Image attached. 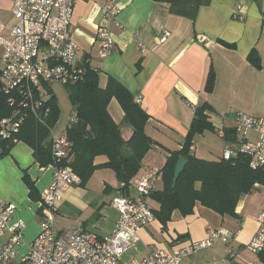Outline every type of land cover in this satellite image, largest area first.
<instances>
[{
    "label": "crops",
    "instance_id": "crops-1",
    "mask_svg": "<svg viewBox=\"0 0 264 264\" xmlns=\"http://www.w3.org/2000/svg\"><path fill=\"white\" fill-rule=\"evenodd\" d=\"M11 5L12 0H0V14L11 13ZM104 7H115V18L105 17ZM233 10H237V17ZM100 27L109 29L114 41L106 57L97 53ZM70 30L81 47L79 57L86 72H97L101 88L112 77L133 94L134 101L140 98V107L149 115L144 130L155 144L144 155L127 190L122 189V182L108 167L96 168L85 184L68 187L59 202L58 231L78 227L109 234L118 216L112 205L115 195L135 196V180L152 172L156 173L153 190L161 189V167L170 151L182 146L198 104L210 105L207 115L214 128L196 134L190 151L206 160L221 159L225 146L231 148L232 156L239 153L241 135L234 127V110L264 116V0H210L190 15L170 11L169 4L161 0H75ZM164 31L169 34L161 41ZM200 35L207 39L199 41ZM252 49L258 53L259 66L248 60ZM211 68L214 85L207 92L205 83ZM107 108L122 137L128 139L132 127L123 120V109L115 97ZM57 123L58 119L50 128L63 127ZM247 139L256 140V133L250 131ZM48 140L51 146L50 133ZM105 160L104 155L95 158L96 163ZM52 166L53 161L40 165L32 148L22 140L6 153L0 146V196L15 206L14 216L25 222L19 255L39 231V192L48 184ZM24 173L33 182L34 196L29 194ZM261 211L264 185L258 183L239 197L236 216L221 215L196 201L186 214L174 209L165 226L155 218L142 227L139 240L129 248L131 257L141 258L155 249L170 251L177 240L180 246H188L204 238L206 227L211 225L228 228L230 237L185 255L182 264H206L212 260L219 264H264L259 252L246 248L258 229L256 215Z\"/></svg>",
    "mask_w": 264,
    "mask_h": 264
},
{
    "label": "built area",
    "instance_id": "built-area-1",
    "mask_svg": "<svg viewBox=\"0 0 264 264\" xmlns=\"http://www.w3.org/2000/svg\"><path fill=\"white\" fill-rule=\"evenodd\" d=\"M74 3L75 0H12L15 22L0 20V89L12 107L10 114L0 119V141L16 142L29 113L44 122L52 85L66 86L85 77L86 66L79 57L81 47L70 30ZM102 13L115 18L117 9L104 7ZM232 14L237 17V10ZM168 34L164 31L160 40H165ZM206 39L205 35L198 36L199 41ZM113 43L110 30L100 27L96 35L98 55H110ZM139 46L144 51L143 44ZM135 102L139 103L140 98H135ZM233 115L234 127L241 135L238 152L248 157L252 168L264 166V116L239 110H234ZM75 118L72 111L65 126L49 127L53 166L48 184L39 192V231L20 255L25 222L14 216L15 206L0 196V264H182L185 255L230 237L228 228L208 225L206 236L188 246H180L177 240L170 251L155 249L144 257L124 260L122 255L139 240L138 231L156 218L147 201L156 178L154 172L135 180V196L112 198L118 216L109 234L78 227L58 231L56 218L62 194L71 185L82 183L80 175L68 163H62L71 144L67 131ZM250 131L256 133V140L247 139ZM231 156V148L225 146L222 158ZM256 220L258 229L246 244L254 253L264 251V211L256 215ZM206 264L219 263L212 260Z\"/></svg>",
    "mask_w": 264,
    "mask_h": 264
},
{
    "label": "trees",
    "instance_id": "trees-1",
    "mask_svg": "<svg viewBox=\"0 0 264 264\" xmlns=\"http://www.w3.org/2000/svg\"><path fill=\"white\" fill-rule=\"evenodd\" d=\"M161 1L167 2L169 10L174 13L190 15L210 0ZM248 60L259 66L260 59L255 49L250 51ZM213 85L214 70L211 68L205 90L212 91ZM66 88L76 118L67 131L71 144L62 163H68L80 175L81 184L87 182L96 168H111L118 181L122 182V189L127 190L131 178L141 167L144 155L155 144L144 130L149 115L133 100V94L116 79L109 77L106 87L101 88L98 74L93 69H88L83 80L68 84ZM112 97L117 99L123 109V120L132 127V135L128 139L122 137L119 125L108 112ZM46 105L49 111L44 122L29 113L17 134V141L22 140L32 148L34 158L40 165L52 161L48 129L59 117L54 94ZM11 110L6 94L0 89V119L9 115ZM208 110L210 105L207 102L195 106L182 146L170 151L161 167L162 188L149 192V196L159 203L154 213L163 226L174 209L186 214L196 201L221 215L236 216L235 206L239 197L251 191L256 183L264 185V166L252 168L243 153L230 159L206 160L190 151L196 134L214 128L207 115ZM14 143L0 141L2 153H6ZM99 155H104L106 160L96 163L95 158ZM178 157L185 159V165L173 186V170ZM23 180L29 188V194L34 196L35 187L27 173H24ZM258 255L264 262V251Z\"/></svg>",
    "mask_w": 264,
    "mask_h": 264
},
{
    "label": "rangeland",
    "instance_id": "rangeland-1",
    "mask_svg": "<svg viewBox=\"0 0 264 264\" xmlns=\"http://www.w3.org/2000/svg\"><path fill=\"white\" fill-rule=\"evenodd\" d=\"M4 14H0V20L4 22H8V24H13L15 21L13 20L11 13L5 12ZM1 54V48H0ZM53 94L55 95L57 105L59 107V117L57 125L65 126L68 123L69 116L72 112V107L70 100L68 98V92L66 86H62L59 84H54L51 86ZM149 203L154 209H158L157 204L154 202L156 201L154 198L149 197ZM157 207V208H156ZM131 249H128L123 255L122 258L124 260H129L131 257Z\"/></svg>",
    "mask_w": 264,
    "mask_h": 264
},
{
    "label": "water",
    "instance_id": "water-1",
    "mask_svg": "<svg viewBox=\"0 0 264 264\" xmlns=\"http://www.w3.org/2000/svg\"><path fill=\"white\" fill-rule=\"evenodd\" d=\"M185 165V159L183 157H179L177 159L174 171H173V178H172V185L175 184L180 172L183 170Z\"/></svg>",
    "mask_w": 264,
    "mask_h": 264
}]
</instances>
